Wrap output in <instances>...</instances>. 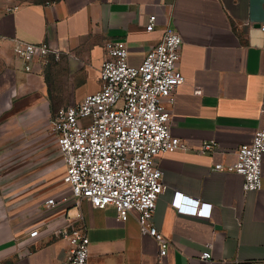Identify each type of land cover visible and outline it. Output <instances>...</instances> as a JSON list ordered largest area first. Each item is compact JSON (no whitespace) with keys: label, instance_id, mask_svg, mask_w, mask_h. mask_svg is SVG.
<instances>
[{"label":"crops","instance_id":"1","mask_svg":"<svg viewBox=\"0 0 264 264\" xmlns=\"http://www.w3.org/2000/svg\"><path fill=\"white\" fill-rule=\"evenodd\" d=\"M152 15L158 23L148 32ZM167 25L184 41L185 81L175 93L171 134L188 149L157 161L166 190L153 223L170 241L160 258L136 213L122 222L114 207L75 205L49 122L100 89L106 42H126L129 64L139 67ZM262 25L264 0H57L0 8V264H61L74 232L87 236L90 264H264V157L258 192H244L243 176L214 169L232 163L264 129ZM16 39L49 44L59 56L26 72L13 51ZM207 144L217 149L201 154ZM176 193L212 205L211 217L179 214Z\"/></svg>","mask_w":264,"mask_h":264},{"label":"built area","instance_id":"2","mask_svg":"<svg viewBox=\"0 0 264 264\" xmlns=\"http://www.w3.org/2000/svg\"><path fill=\"white\" fill-rule=\"evenodd\" d=\"M157 23V16H150L146 30L154 31ZM261 29L264 31V25ZM183 44L177 29L167 25L161 41L149 49L142 65L135 67L129 64L126 42H106L100 89L61 109L49 122L65 167L63 182L75 205L88 202L100 210L114 207L122 222L136 213L141 233L159 245L160 258L167 255L170 241L153 223L157 201L166 190L157 161L161 155L188 149L182 139L171 134L175 93L185 81L179 71ZM13 51L24 62L26 72L37 62L48 63L59 56L49 44L18 39L13 40ZM216 149V144H207L201 154ZM263 157L264 129H258L252 142L237 150L232 163H220L214 169L243 176L244 192H258L263 187ZM46 204L52 207L55 201L49 199ZM172 206L179 214L211 217L212 205L179 193ZM38 234L35 230L29 237ZM68 241L70 249L61 264H90L87 236L74 232ZM211 258L210 252L201 256L207 262Z\"/></svg>","mask_w":264,"mask_h":264},{"label":"rangeland","instance_id":"3","mask_svg":"<svg viewBox=\"0 0 264 264\" xmlns=\"http://www.w3.org/2000/svg\"><path fill=\"white\" fill-rule=\"evenodd\" d=\"M53 1H55V0H0V8L4 9V8H9V7L22 5V4H27V3H31V4H45V3H50V2H53ZM83 91L84 90H80L77 93V96H79V94H82ZM22 157H23V155H22Z\"/></svg>","mask_w":264,"mask_h":264},{"label":"trees","instance_id":"4","mask_svg":"<svg viewBox=\"0 0 264 264\" xmlns=\"http://www.w3.org/2000/svg\"><path fill=\"white\" fill-rule=\"evenodd\" d=\"M55 1H57V0H55ZM54 2V1H53Z\"/></svg>","mask_w":264,"mask_h":264}]
</instances>
